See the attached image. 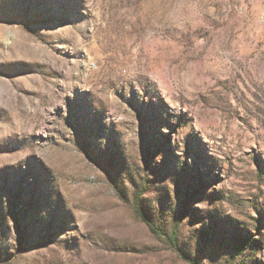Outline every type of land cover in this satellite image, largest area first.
<instances>
[{"label": "rangeland", "instance_id": "rangeland-1", "mask_svg": "<svg viewBox=\"0 0 264 264\" xmlns=\"http://www.w3.org/2000/svg\"><path fill=\"white\" fill-rule=\"evenodd\" d=\"M187 257L264 264V0H0V264Z\"/></svg>", "mask_w": 264, "mask_h": 264}, {"label": "trees", "instance_id": "trees-1", "mask_svg": "<svg viewBox=\"0 0 264 264\" xmlns=\"http://www.w3.org/2000/svg\"><path fill=\"white\" fill-rule=\"evenodd\" d=\"M137 210H138V212L141 214V216L143 217V219H144L145 221H148V219L146 218V216L142 213L141 209L138 208ZM151 229L154 230V228H153L152 226H151ZM187 259L191 262V264H197L196 261H194L193 259H191V258H189V257H187Z\"/></svg>", "mask_w": 264, "mask_h": 264}]
</instances>
